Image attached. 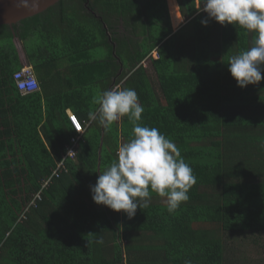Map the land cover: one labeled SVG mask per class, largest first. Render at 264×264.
Here are the masks:
<instances>
[{"label": "trees", "instance_id": "obj_1", "mask_svg": "<svg viewBox=\"0 0 264 264\" xmlns=\"http://www.w3.org/2000/svg\"><path fill=\"white\" fill-rule=\"evenodd\" d=\"M90 1L61 0L0 26V264H264L229 256L236 242L264 237V95L253 96L264 94V79L241 89L227 65L255 34L214 20L202 25V0L200 8L179 0L189 21L179 32L167 0ZM92 1L99 17L89 11ZM16 40L38 71H48L46 60L93 65L85 78L79 72L65 81L58 113L47 108L46 122L40 93L24 97L15 85L23 67ZM77 66L69 69L78 73ZM117 85L135 89L145 109L140 123L158 128L191 166L197 182L189 200L169 214L153 193L131 220L94 203L90 187L132 135L124 117L121 129L95 122L85 131L69 174L22 221L72 135L54 120L73 108L70 100L90 101L92 89Z\"/></svg>", "mask_w": 264, "mask_h": 264}, {"label": "clouds", "instance_id": "obj_2", "mask_svg": "<svg viewBox=\"0 0 264 264\" xmlns=\"http://www.w3.org/2000/svg\"><path fill=\"white\" fill-rule=\"evenodd\" d=\"M201 20L220 25H238L254 33L253 45L228 60V71L241 89L264 79V0H202ZM95 110L88 118L106 131L122 118L132 124L128 142L118 147L116 159L90 187L95 204L123 212L131 220L138 209L150 206L152 194L163 198L169 214L189 200L197 180L176 144L158 128L140 123L144 107L135 89L119 85L102 90L94 98ZM68 154H73L69 151ZM102 242V241H101Z\"/></svg>", "mask_w": 264, "mask_h": 264}, {"label": "crops", "instance_id": "obj_3", "mask_svg": "<svg viewBox=\"0 0 264 264\" xmlns=\"http://www.w3.org/2000/svg\"><path fill=\"white\" fill-rule=\"evenodd\" d=\"M197 7L200 8L199 0H197ZM168 8H169V5H168ZM180 8H181V6H180ZM169 12H170V10H169ZM95 15L97 17H99L97 14H95ZM182 16H183V14H182ZM170 18H171V25H172L174 32H179L189 23V21L186 18H184V16H183V24H181L177 28V27H174V20L171 16V13H170ZM22 51H23V53H22L23 55H20L21 60H22V64H23L22 68L32 67L36 76H37L38 81L40 82L41 92H39V93H40L41 107H42L43 114H44V122H46L47 121V117H46L47 116V112H46L47 108H52L53 110H55L56 115L58 113L57 107H59L60 103H62L60 96L63 92V85L65 84V81L69 80L71 78H76L79 75V72H81L82 76L85 78V75H83V74L86 73L85 72L86 69L90 68L93 65H90L89 62L84 61V60H81L79 62L70 61V60H61V59L56 60V61L55 60H46L47 63L42 62L41 64L48 65V67H49L48 71L47 72L44 70L38 71L33 66V64L29 62L28 57H27V53L23 49V46H22ZM19 54H20V52H19ZM107 54L109 55V53H107ZM153 58L155 60L159 59V55L157 52H154ZM119 63H120V61H119ZM147 63L144 64L146 68L149 67V66H147V65H149V63L148 64ZM75 64L78 65L77 66L78 73H76V72L73 73L69 69V66L75 65ZM149 69H150V72L153 73L152 67H149ZM123 70L124 69L122 67L121 73L123 72ZM99 76H101V75L99 74ZM96 77H97V74L95 76L90 74L89 77H87V78H90L91 81H94V79ZM153 79L156 80L154 77H153ZM102 90H104V89L101 86H99V89L98 88L92 89L91 93L93 95V98L89 97L90 101H87V99L84 97L81 99L70 100L73 108H70V106L68 108H66L63 114L58 115L59 120H56V121L54 120L53 125L57 126L59 129L65 130V132H70L73 135L74 129L68 120V114H73L76 116L79 123H81L83 125V127L85 128V131L90 130L91 128L96 126L94 121L89 120L88 114L90 111L95 110V108L97 107V105L94 104V98L98 94V92H100ZM29 104L31 105V101ZM123 119L124 118H122L118 122H115L110 127V129H115V128L121 129ZM102 129H104V128L102 127ZM42 137H44V136H42ZM126 142H128V141H125L122 138L120 140V145L123 143H126Z\"/></svg>", "mask_w": 264, "mask_h": 264}, {"label": "built area", "instance_id": "obj_4", "mask_svg": "<svg viewBox=\"0 0 264 264\" xmlns=\"http://www.w3.org/2000/svg\"><path fill=\"white\" fill-rule=\"evenodd\" d=\"M14 81L18 91L24 97L41 92L39 81L32 67H25L17 71L14 74ZM68 120L74 129V134L70 137L68 143L66 144L65 152L61 159L56 161L51 176L43 183L40 193H38L31 201L28 208L22 215V221H26L31 210L36 209L38 205L43 202V193L52 184V182L60 180L63 176L69 174V167H67V163L77 161L81 144L84 143L83 137L85 134V128L81 123H79L78 119L73 114H68ZM69 151L73 152V154H68Z\"/></svg>", "mask_w": 264, "mask_h": 264}, {"label": "water", "instance_id": "obj_5", "mask_svg": "<svg viewBox=\"0 0 264 264\" xmlns=\"http://www.w3.org/2000/svg\"><path fill=\"white\" fill-rule=\"evenodd\" d=\"M61 0H0V26L17 24L39 16L55 7ZM86 5H89L87 3ZM105 28L107 27L104 25ZM111 41L113 38L111 37Z\"/></svg>", "mask_w": 264, "mask_h": 264}, {"label": "rangeland", "instance_id": "obj_6", "mask_svg": "<svg viewBox=\"0 0 264 264\" xmlns=\"http://www.w3.org/2000/svg\"><path fill=\"white\" fill-rule=\"evenodd\" d=\"M167 3L169 5L173 20L176 21L177 23L183 24V16H182L179 0H167ZM16 44L19 49L20 55H23L22 54L23 44L19 40H16ZM147 66L150 67V65ZM263 95L264 94H253V96H263ZM197 227H202V226H197ZM251 239L253 238L251 237ZM259 239L261 240V242H257V244L250 243V241L236 242V244L231 247V252L229 254L230 258L234 260L246 261L245 256H248V259L250 261H255V262L264 261V237Z\"/></svg>", "mask_w": 264, "mask_h": 264}, {"label": "flooded vegetation", "instance_id": "obj_7", "mask_svg": "<svg viewBox=\"0 0 264 264\" xmlns=\"http://www.w3.org/2000/svg\"><path fill=\"white\" fill-rule=\"evenodd\" d=\"M87 3H89V6H90L91 1L89 0V2H87ZM93 6H94V4H93V1H92V7L89 8V11H90L91 13H93V14H97L96 11H95L96 8L93 7ZM123 29H124L123 25H120V31H119L120 35H122L123 33H125V32L123 31ZM110 36H112V35L110 34Z\"/></svg>", "mask_w": 264, "mask_h": 264}]
</instances>
